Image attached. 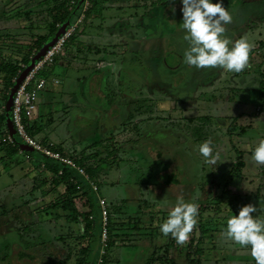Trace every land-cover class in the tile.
<instances>
[{
    "label": "rangeland",
    "instance_id": "rangeland-1",
    "mask_svg": "<svg viewBox=\"0 0 264 264\" xmlns=\"http://www.w3.org/2000/svg\"><path fill=\"white\" fill-rule=\"evenodd\" d=\"M63 1L71 8L78 5L66 22H55L53 0H0V21L2 11L7 20L0 23V64L22 66L24 56L30 54L32 61L47 44L68 34L63 51L37 75L46 85L32 86L36 112L22 118L27 136L12 116L9 98L14 99L16 90L6 88V74L0 72V118L5 117L0 123V264H165L166 259L190 264L188 251L198 264H254L246 248L219 233L226 218L244 204L255 205L253 215L264 218V165L250 159V149L264 139L259 75L264 72V0H222L232 15L223 36L230 44L243 39L256 51L250 76L189 68L182 62L187 45L179 0H167L159 8L157 26L140 17L146 0H105L102 18L95 10L88 13L91 0ZM153 1L160 0L146 5ZM143 35L145 41H140ZM40 36L48 40L32 49L36 54L29 53ZM205 141L222 161L211 171L197 150ZM97 149L102 151V171L99 183H91L99 206L105 203L102 230L94 222L83 239L67 237L68 231L83 235L86 222L65 226L52 209H44L58 196L49 191L52 174L46 159L70 160L76 166L71 158ZM239 152L242 168L231 172ZM159 166L163 168L154 169ZM170 173L177 177L167 182ZM222 191L241 196L237 207L218 215L205 211L204 217L218 219L203 233V242L190 248L188 237L169 251L171 236L159 232L168 204L182 195L199 209L215 202ZM20 209L30 217L16 218ZM109 218L116 226L104 263Z\"/></svg>",
    "mask_w": 264,
    "mask_h": 264
},
{
    "label": "clouds",
    "instance_id": "clouds-1",
    "mask_svg": "<svg viewBox=\"0 0 264 264\" xmlns=\"http://www.w3.org/2000/svg\"><path fill=\"white\" fill-rule=\"evenodd\" d=\"M179 3L183 39L187 45L183 50L182 62L186 66L195 69L218 68L233 73L247 66L250 45L243 39L230 44L228 38L223 36L225 26L232 23V15L223 6L222 0H179ZM197 150L209 171L222 162L220 154L213 151L208 141L201 143ZM250 152L252 162L264 165V139H260ZM197 211V204L177 195L175 201L168 204L167 216L159 224L160 234L171 236L178 245L184 244L196 223ZM256 212L255 205L244 204L238 212L226 218L219 235L234 246L246 248L254 264H264V218L253 215Z\"/></svg>",
    "mask_w": 264,
    "mask_h": 264
},
{
    "label": "trees",
    "instance_id": "trees-1",
    "mask_svg": "<svg viewBox=\"0 0 264 264\" xmlns=\"http://www.w3.org/2000/svg\"><path fill=\"white\" fill-rule=\"evenodd\" d=\"M55 1L54 11L56 12L55 15V22L63 21L66 22L68 20H71L74 18L75 12L78 10V5L76 8H71V6L68 4L67 1L59 2L60 0H53ZM105 0H91V8L88 10L90 11L95 10L94 15L96 17L102 18L103 17V9L101 6H103ZM79 4V1H78ZM20 14L23 13L25 17H27V14H25L23 11H18ZM6 19V13L2 11V18L1 22L7 21ZM54 30V29H53ZM53 32V31H52ZM54 33V32H53ZM48 40L47 37L42 38L37 37L35 42L30 45L31 49L29 50V53L35 54L36 52H32L33 48L40 49L44 43ZM31 54V55H32ZM255 50H249V58H248V64L247 66L242 69L238 73L231 72V75L235 76H250L253 72L251 69V66L253 64H256L255 62L258 61L256 56ZM30 54L27 56H24L22 62L24 65L18 66V64H13L11 62L4 61L2 64H0V72H3L6 74V80L5 85L6 88L12 89L15 85L14 79L16 77H19L20 72L24 70V67L28 65L31 62ZM262 59V58H261ZM259 59V60H261ZM260 77L262 78V92L260 95L264 94V72H259ZM140 106V105H139ZM137 108V111L139 113L143 112V106ZM0 120H3L0 123H4L5 117L0 118ZM29 134L31 136H35V132L33 130H28ZM196 139V138H195ZM197 140V139H196ZM195 140V141H196ZM239 162L238 165L231 170V172L234 171H240L243 165V155L242 152H239ZM102 154V151L100 149H97L95 154H87L86 151L83 153L80 157L77 158H71L73 160V163L76 164V166H73L71 164L65 163L62 160L58 159H46L48 164L47 168L48 171L52 174V179L50 182V189L49 191H52L54 193L58 192V196L54 198L52 202H49L46 204L45 210L52 209L55 213V216L58 220H61L65 226H69L72 224H79L81 221L86 222L85 226V233L83 235L77 233V231H72L69 233L67 232L66 236L68 237H75L79 239H83V237H86L87 233L92 229L94 222H98L99 230H102L103 227V220H102V209L99 206V199L97 192L94 190V186L91 183V181L97 182V176L102 171V160L99 159V156ZM63 155H65V152H63ZM78 166V167H77ZM155 167V165L153 166ZM163 167H156L154 169H161ZM84 171L87 175H89V179H87L84 174L81 172ZM169 172V169L167 170ZM176 176V174L168 175L169 180L167 182L172 181ZM230 180V179H229ZM229 180L226 181V185H228ZM202 197L199 198V200ZM241 196L239 195H231L228 191H222L219 197L213 202L211 205L207 204L205 207H199L198 209V217L200 219L196 218V223L193 226V229L191 231V235H189V246H194V242H203V233H206L209 228H207L209 225L216 224V220L218 219V216H211L210 217H204L205 211L214 210L215 214H221V213H228L231 212V210L235 209L237 207V201L240 200ZM24 209H20L19 212H16V218L21 219L22 217H30L28 215V212ZM209 215V214H208ZM210 216V215H209ZM92 218V219H91ZM95 218H98V220H94ZM207 219V220H206ZM225 224V223H223ZM108 240H107V251L110 247L113 245L112 240V233L114 231V227L116 226L115 222L111 218H109L108 222ZM137 228V226L135 227ZM19 233V232H18ZM22 234L19 233L18 236H21ZM170 243L168 244V250L170 251L172 247H174V250H177V244L175 240L170 237ZM100 249L96 250V254H99ZM83 253H87V250H83ZM109 251L104 255V263L109 259L108 256ZM198 253V252H196ZM26 254V252H25ZM191 252L188 251L187 253V259L189 260L190 264H198L199 260H195L191 256ZM31 255V254H28ZM70 256V254H68ZM35 255L29 256L30 259ZM68 256V257H69ZM24 256H20V258H23ZM170 258V256H168ZM172 258V257H171ZM174 259H166L164 260L165 264H175L173 263ZM153 263V262H152ZM76 264H93V262L89 261H80ZM148 264H151V262H148Z\"/></svg>",
    "mask_w": 264,
    "mask_h": 264
},
{
    "label": "built area",
    "instance_id": "built-area-1",
    "mask_svg": "<svg viewBox=\"0 0 264 264\" xmlns=\"http://www.w3.org/2000/svg\"><path fill=\"white\" fill-rule=\"evenodd\" d=\"M67 38L68 34H65L46 51L45 55L35 63L34 67L15 91L14 99H12V116L17 128L23 136H27V134L24 125L25 122L23 123L24 120L22 121V118L24 116L25 119L27 118L26 116H31L32 113L36 112V89H41L44 85H46V81L44 79H38L37 75L40 70H43L47 66V63L52 62L54 57L63 51ZM17 79L18 77L14 79L15 83ZM33 85L36 89L32 87ZM64 162L71 164L70 160ZM94 190L97 192L96 188H94ZM101 204L102 215L103 213L106 215L105 203L101 201Z\"/></svg>",
    "mask_w": 264,
    "mask_h": 264
},
{
    "label": "crops",
    "instance_id": "crops-1",
    "mask_svg": "<svg viewBox=\"0 0 264 264\" xmlns=\"http://www.w3.org/2000/svg\"><path fill=\"white\" fill-rule=\"evenodd\" d=\"M147 1H149V0H146L145 1V6L141 7V8L144 9V12L142 13V15H140V17H142L145 20L146 24H149V25L151 24V25L157 26V24H159L158 20H157V17H158L157 15H159V13L161 11V10H159V8L160 7H164V5H165L167 0H164V1L160 0V1H157V2H154V1L153 2H148V5H146ZM167 9H168V7L165 10H167ZM162 14H163V12H162ZM167 18H166V16H164V19H167ZM165 21H167V23H169L168 19L165 20ZM176 30L178 31V30H181V29L180 28H176ZM150 37H153V36L151 35V36H149V38ZM140 41H145L144 40V35L141 36ZM148 47L149 46H147L146 48H148ZM142 103H144V102L143 101H139V104H142Z\"/></svg>",
    "mask_w": 264,
    "mask_h": 264
},
{
    "label": "water",
    "instance_id": "water-1",
    "mask_svg": "<svg viewBox=\"0 0 264 264\" xmlns=\"http://www.w3.org/2000/svg\"><path fill=\"white\" fill-rule=\"evenodd\" d=\"M62 32V31H61ZM57 38H58V36L56 35V37H55V39L54 40H57ZM52 42H55V41H52ZM52 43H50V44H47L46 46H45V50H44V52L45 51H47L48 49H49V47H51L52 45H51ZM51 45V46H50ZM38 53L37 54V56L34 58V59H32V61H31V63L24 69V71L21 73V75L18 77V79H17V81H16V83H15V85H14V87L12 88V92H14L17 88H18V86H19V84L25 79V77L28 75V73L31 71V69L33 68V66H34V63H36V61L40 58L39 56L41 55V56H43L45 53ZM43 54V55H42ZM9 100H10V104H11V100H12V98H11V96H10V98H9Z\"/></svg>",
    "mask_w": 264,
    "mask_h": 264
}]
</instances>
